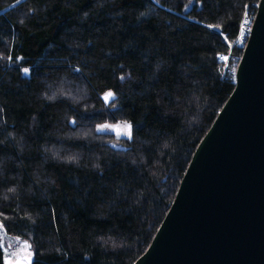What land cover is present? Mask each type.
<instances>
[{"label":"trees","instance_id":"16d2710c","mask_svg":"<svg viewBox=\"0 0 264 264\" xmlns=\"http://www.w3.org/2000/svg\"><path fill=\"white\" fill-rule=\"evenodd\" d=\"M259 1L0 0V222L32 264H134L147 250L235 87L204 25L234 42ZM123 120L132 141L96 131Z\"/></svg>","mask_w":264,"mask_h":264},{"label":"water","instance_id":"95a60500","mask_svg":"<svg viewBox=\"0 0 264 264\" xmlns=\"http://www.w3.org/2000/svg\"><path fill=\"white\" fill-rule=\"evenodd\" d=\"M235 87L134 264H264V0Z\"/></svg>","mask_w":264,"mask_h":264},{"label":"snow or ice","instance_id":"6c2138e0","mask_svg":"<svg viewBox=\"0 0 264 264\" xmlns=\"http://www.w3.org/2000/svg\"><path fill=\"white\" fill-rule=\"evenodd\" d=\"M245 12L243 14V18L239 23L238 26V34L235 37V41L229 40V35L223 30V25L221 24H205L204 27L207 29H214L215 33L222 38V45L227 46L228 54L227 55H221L217 54L218 59L220 61L228 62L230 60V55L233 51L234 44L236 45H242L244 43V40L246 36L252 32V28L250 27L251 20L249 19V13L247 11L248 5H245ZM259 7V5H257ZM7 60L9 61L10 65L13 63V58L11 55L7 57ZM24 60L23 56H16L15 58V65L18 67V70L26 77H30L32 73L31 67H22L20 66V62ZM226 67L229 65L226 63ZM75 72H80V68H75ZM237 69L236 67H231V72L233 75H235ZM121 81L125 79L123 75L119 77ZM55 93L53 94V97H49V99H54ZM101 99L104 101L105 105H109L116 99V94L111 89L104 92ZM115 107V105H113ZM84 112H87V108L84 109ZM90 117L84 116V114H81V119H88ZM69 124L75 126L77 124L76 119H71L68 121ZM96 131L98 132H107L114 134L116 139L119 140L121 138H126L128 141H132L134 139V126L133 123L129 120H123V121H117L115 123H104L99 124L96 126ZM113 148L116 147L115 144L112 145ZM73 159V158H69ZM9 191H14V189H9ZM2 215V214H0ZM0 230H5V226L3 222H0ZM2 239V238H0ZM19 240V238H18ZM10 247V246H9ZM0 248L4 250L3 255V264H32L33 257L35 255L34 250L32 249V245L27 240H24L22 242V246L18 247L17 251H14L12 253H9L6 248H4L3 244L0 243Z\"/></svg>","mask_w":264,"mask_h":264},{"label":"built area","instance_id":"2783aa9c","mask_svg":"<svg viewBox=\"0 0 264 264\" xmlns=\"http://www.w3.org/2000/svg\"><path fill=\"white\" fill-rule=\"evenodd\" d=\"M247 11L249 13V19L251 20L250 27L252 28V24L254 22L256 13H255L254 9L247 8ZM249 36H250V33L246 36L244 43L242 45L234 44V47H239V48H241L242 51H244V48L247 44ZM227 54L228 53H223L221 55H227ZM242 54H243L242 52L238 53V52L232 51V53L230 55V60L228 62L221 61L222 67H223V70H222V76L223 77H227V78L232 79L233 81L236 82L238 66H239ZM226 63L229 65L228 67L225 66ZM233 66L236 67V69H237L235 75H233V73L231 72V67H233Z\"/></svg>","mask_w":264,"mask_h":264},{"label":"rangeland","instance_id":"374dc122","mask_svg":"<svg viewBox=\"0 0 264 264\" xmlns=\"http://www.w3.org/2000/svg\"><path fill=\"white\" fill-rule=\"evenodd\" d=\"M192 3L190 2L188 4V7L191 5ZM0 238L1 239V243L3 244L4 248L7 249V251L9 253H12L14 251H17L18 250V247L19 246H22V242L26 239H23V238H20V237H17L15 235H12V234H8L5 230H0ZM19 238V240H18ZM28 241V240H27ZM29 242V241H28ZM10 246V247H9ZM33 249V248H32ZM3 251V255H4V250L2 249Z\"/></svg>","mask_w":264,"mask_h":264}]
</instances>
